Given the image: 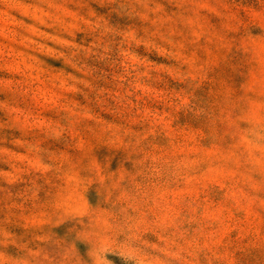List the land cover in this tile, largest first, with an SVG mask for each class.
Returning <instances> with one entry per match:
<instances>
[{"label":"rangeland","instance_id":"1","mask_svg":"<svg viewBox=\"0 0 264 264\" xmlns=\"http://www.w3.org/2000/svg\"><path fill=\"white\" fill-rule=\"evenodd\" d=\"M0 264H264V0H0Z\"/></svg>","mask_w":264,"mask_h":264}]
</instances>
